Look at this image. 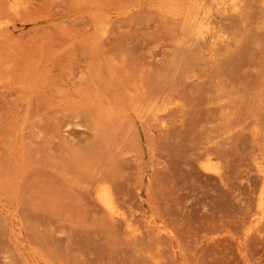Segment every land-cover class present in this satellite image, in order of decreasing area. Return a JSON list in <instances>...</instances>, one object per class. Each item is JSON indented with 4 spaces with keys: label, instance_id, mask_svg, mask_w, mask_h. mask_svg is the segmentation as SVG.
<instances>
[{
    "label": "rangeland",
    "instance_id": "1",
    "mask_svg": "<svg viewBox=\"0 0 264 264\" xmlns=\"http://www.w3.org/2000/svg\"><path fill=\"white\" fill-rule=\"evenodd\" d=\"M0 264H264V0H0Z\"/></svg>",
    "mask_w": 264,
    "mask_h": 264
}]
</instances>
